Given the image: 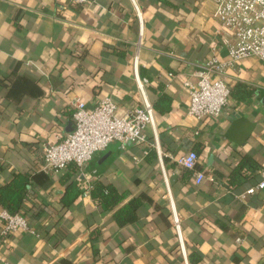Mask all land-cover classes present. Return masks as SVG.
Instances as JSON below:
<instances>
[{"label": "crops", "instance_id": "1", "mask_svg": "<svg viewBox=\"0 0 264 264\" xmlns=\"http://www.w3.org/2000/svg\"><path fill=\"white\" fill-rule=\"evenodd\" d=\"M139 6L143 24L133 0H0V187L17 173L30 178L18 211L30 229L2 235L9 209L0 203V259L264 264V188L242 196L264 169V61L251 56L230 67L229 103L219 117L197 120L188 115L186 81L229 54L215 2ZM137 54L155 111L146 140H115L83 167H46L45 146L74 128L76 98L93 108L112 97L119 114L143 105ZM190 151L214 181L199 182L177 162ZM133 199L141 205L124 218Z\"/></svg>", "mask_w": 264, "mask_h": 264}, {"label": "built area", "instance_id": "2", "mask_svg": "<svg viewBox=\"0 0 264 264\" xmlns=\"http://www.w3.org/2000/svg\"><path fill=\"white\" fill-rule=\"evenodd\" d=\"M90 0H70L77 5H85ZM215 15L222 30L225 32V41L228 45V58L221 60L212 57L203 67L195 72L197 80L186 81L190 92L188 115L201 120L203 118L219 117L229 103L230 87L225 81L227 70L240 60L255 56L264 61V0H213ZM138 18L143 24V15L139 0H133ZM140 64L139 55L134 57L136 81L142 95L143 105L134 107L125 114L118 113L117 103L112 97L101 99L98 104L89 108L80 98L73 101L74 128L61 141L47 145L45 151L46 167L60 171L70 163L83 167L96 151L106 148L111 142L118 140L122 143L144 142L145 128L152 125L155 128V111L153 104L146 94L148 78L138 73ZM156 134V133H155ZM158 144V136H155ZM198 155L190 151L180 156L177 162L193 170L195 178L201 182L205 178L214 181L212 175L196 168ZM262 179L249 187L242 196L254 194L264 188V169ZM1 218L4 227L2 235H7L19 229H30L27 219L20 212L3 210ZM176 226L180 230V223L175 217ZM241 241L242 238L237 239ZM0 264H12L0 259Z\"/></svg>", "mask_w": 264, "mask_h": 264}, {"label": "trees", "instance_id": "3", "mask_svg": "<svg viewBox=\"0 0 264 264\" xmlns=\"http://www.w3.org/2000/svg\"><path fill=\"white\" fill-rule=\"evenodd\" d=\"M30 178L26 174L17 173L16 176L7 184L0 187V203L11 212H18L24 201V195ZM104 188V187H103ZM96 192V191H95ZM94 192V197L96 196ZM101 199L109 201L113 196L102 194ZM122 197L115 199L116 202L121 201ZM141 205V201L133 199L122 210L121 215L124 218H132L135 216L136 209ZM119 216V215H118Z\"/></svg>", "mask_w": 264, "mask_h": 264}]
</instances>
